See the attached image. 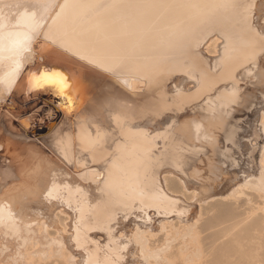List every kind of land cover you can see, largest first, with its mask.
<instances>
[{
  "label": "rangeland",
  "instance_id": "1",
  "mask_svg": "<svg viewBox=\"0 0 264 264\" xmlns=\"http://www.w3.org/2000/svg\"><path fill=\"white\" fill-rule=\"evenodd\" d=\"M9 1L12 3H30L34 6L37 5V7H40L42 11H46L47 7L49 8L50 5L59 7L65 0H43L39 3H35V0H8L7 2ZM81 1L82 3L88 2L92 5L90 9L87 8L89 10L83 11L84 20L89 22L98 17L104 8H102L103 4L107 2V0ZM130 1L131 0L128 1V7H130ZM134 1H140L134 3L141 7L145 6L146 8L144 10L151 12V18L147 22L143 24L141 23L135 28L133 22H131L133 24L132 26L130 23L122 20V18L128 19L129 8L125 12L121 10L118 12H123L119 19L123 22V25L128 26L129 30L127 32L132 35V39L134 40L133 43L135 46H138V49H143L144 46L148 44L157 43L160 36L163 35L164 32H167V26H169L168 28L172 27L174 21L175 26L188 25L191 27V29L188 27L187 31L183 32L185 34L187 33L188 36L190 35L184 42L190 47L188 63L186 62L184 65L185 70H188V73H186L188 75L185 76L184 74L179 73L177 74L179 77L176 78L173 72H170L169 75L171 77H164L163 88L165 91V100L167 105H178V101L181 98L182 93L176 92V88L178 87L183 89L182 86H178L182 82L183 78L185 79L183 85L191 83L195 86L199 79L197 75H194L196 73L203 71L207 74V78L210 79L208 82L219 86L209 97L203 99L201 102L192 107L190 106L187 109L168 108L156 120L157 123H154L152 126L148 125L149 123L147 122L144 123L146 138L148 139V149L144 151V153L153 146L155 147L152 149V152H147L148 154L145 153L144 157L146 158H144L143 162H141L142 164H146L149 162H146L147 157L150 160L152 158V161L146 165L149 169L146 168V171L148 169V172L145 173L144 177L146 178L143 181L146 185H149L151 180L154 181H151L150 183L152 186H146L145 191L143 190L144 187H140L142 190L140 189L138 192L142 194L140 195L141 199L137 198L139 196L138 194V196L132 195L136 192L135 191L133 193L130 192V196L127 198V201L133 204L132 207H136L139 205L138 203L141 204L144 202V205H141L144 206H142L144 209H147L146 206L148 205L149 208L147 210V218L142 215V210H136L135 208L134 210L127 212L129 214L126 215L127 217L125 216L126 222L120 221V215L118 214L120 213L119 210H111L113 213H117H115V218L109 219L108 215L110 214L108 213H110V211L108 207L110 201L114 199L115 193L107 194L103 191H95L96 194H92L95 192L90 191V193H88L89 195L85 193L88 196L86 199L87 201L85 200L88 205L82 202L83 208L78 205V202L73 200L76 202V209L73 212L74 215L80 214V216H83L81 217V225H79L77 231L84 235L88 234V237L93 241L88 244L85 242L86 244L80 248L76 247L71 241L73 233L72 222L70 223L69 220H64L67 215L73 218V214L70 213L71 211L65 210L67 212L66 213L61 205H49L44 198L49 187L51 174L53 172L51 164L54 165V163L56 164L60 162L59 164L61 166L63 164L64 166L62 167H65V164L61 163L62 159L58 157V153H56L55 150H62L63 146L66 144V138L63 137H66L67 135H70L72 140H77L75 111H68L65 108H61V106L53 101H46V105L42 107V102H33L31 99L26 98L24 95L17 92L16 89H13L12 94L8 96V100L11 101L13 105H10L11 102L7 101L3 104L5 106H0V171H6L9 173L14 172L13 176H8L6 174V181L4 182H2L0 178V182H2L0 190V257L3 258L8 256L15 259V264H24V262H26L24 253L25 250H28L31 246L30 244H27L26 246L20 245L22 242H19L20 239L15 237V235L19 233V229H15L14 226L9 227L10 225H13V222L17 218V220L26 223V228H28L31 223H45V229L48 232V236L42 235V239L39 241L41 231L35 227L36 230L34 235L38 236V239H36L38 240V244L34 247V249L39 250L40 246L44 250H47V242L52 240H57V242L61 241L74 264H113L112 262H107L109 260L107 259L106 261L103 257L107 249L109 250V248H107L108 245L113 242H117L115 235H117L120 241L126 246V249L123 251L126 255L124 256L125 259H119L114 264H154L153 262L143 261L144 257L141 256V248L132 239L136 227L142 229L143 231H148V237H154L150 240L148 245L151 251H156L157 248L159 249L163 247L166 243L165 238H174L175 241L172 243L173 250L171 249V251L166 253V255H170V259L173 264H264V200L262 201L259 197H257V192H254L249 187H243V185L247 183V180L250 181L251 179L258 177L260 172L259 159L264 147V133L262 127L259 126L261 125L260 114H264V47L261 48L262 43H264V0ZM163 13H166V15L169 14L165 21L163 20ZM201 20L204 25L202 28H197L196 26ZM215 36H218L220 39L218 48L219 53L216 57H210L207 54V59L199 60L197 52L201 51L205 54L206 40ZM33 38L35 40L32 39L29 47L27 48L28 54H31L32 56L30 55L31 59L27 63L25 70H36L40 68L38 67L41 63L40 51L47 42L42 35H35ZM244 50L246 53H249L246 54V57H244L247 58L246 60L248 63L244 64V67H241L238 70L237 77H240L242 73L247 74L249 77H246L247 79L237 78L239 80L238 98L239 101L241 100L246 102V104L249 100V103L246 106L247 108H229L232 117L231 119L227 118L230 119L228 120L230 122V126L227 133L232 131L235 136H233V141H230L228 140L227 134L224 132V124L228 122L226 120L223 124L222 120L224 121V117H218V119H216V117H213V119L209 118L207 119L209 122L205 121V118L203 119V117H205L208 113H211V115L214 116L213 107L215 103L207 107L205 111H202V109L206 103L205 101L208 99L209 101H213L214 99L218 100V97H221L222 95H225L226 98H229L227 96L232 97L231 94L228 95L226 92L229 91V88L233 86V84L230 82L224 84L219 83L224 77H231L229 70L230 67L227 62L228 56L230 55L233 59L238 60L240 57H237L238 52ZM212 58H215V60ZM196 67L198 69H196ZM191 73L194 74L189 75ZM173 83H176L177 86L175 87ZM191 84L187 87H193ZM225 89H227V91ZM42 96L51 100L53 95L50 93H44ZM243 98L244 100H242ZM75 99L78 101L79 97L75 96ZM60 103L62 104L61 101ZM230 104L235 106L232 102ZM4 111H9L10 113L16 115L20 123L23 119H27L28 126L25 127L26 129H23L17 121ZM199 116L202 120L199 119ZM218 120H221V122ZM46 122L48 123L47 127L45 126ZM195 122L200 124L202 128H199V125ZM212 123H217L216 125H213V128L216 130L215 132L213 131L211 125ZM192 124H194V127ZM204 125L205 128L203 127ZM218 125L223 128L220 129ZM103 126L106 130H110L111 128L109 121L105 122ZM196 126L198 127L197 129H195ZM188 128L190 129L188 130ZM192 128L195 130L202 129V131L204 128L203 132L199 131L203 134V136H201L202 134L200 133L195 134V132H193V134ZM135 129L136 128H134V130ZM182 129H186V132ZM207 130L210 131L207 132ZM255 130L257 131L259 137L258 142H255L256 145H254L255 143L252 138V134ZM205 132L208 134L211 133V137ZM102 133L108 132L106 131ZM204 134L206 137H204ZM187 135L190 136V140H192L195 135L197 137H194L193 140L190 141ZM58 136L59 138L61 137L60 140H56ZM182 136L183 138H186L184 140V143L186 142V145L184 144L186 147H184L187 148L189 146L190 150L193 148V152L187 148L190 151L189 152L183 147V140H181ZM199 136L203 139H201L202 141H200ZM105 137L106 136H102L101 139L104 141ZM170 137L173 138V140L170 139ZM207 137L212 139L207 141ZM174 138H176L175 142ZM187 139L193 146L191 144H187L189 143ZM194 140H198V143L195 142L196 144H194L198 145L199 148L196 146L194 147ZM203 141L204 143H201ZM96 142L99 143L98 141ZM174 144L177 146L176 150L179 152L178 154L174 151L178 157L176 158V162L174 164H166L165 159L172 153ZM200 147L205 149L201 151L202 149H200ZM217 148L220 149L223 154L217 153ZM252 148L256 149L253 156L251 155ZM185 151H188V153L193 155V158ZM197 152L203 154H200V156L198 154V156L195 157ZM89 153L92 158V153L90 151ZM209 153L212 154L210 155ZM185 155L186 158H184ZM181 156H183V158ZM91 158L86 160V156H82L78 166L83 163L84 167L81 166L83 168L80 167L81 169L79 168L73 172L71 171V174L74 175L75 173V176H77L81 174V172L78 171H82V173H84V170H89L94 167L101 169V171L105 172V174L109 169H115L114 165L111 163L102 165L97 163L95 165V163L93 164L91 162ZM194 158L198 159L195 160ZM178 162L181 164L183 163L184 166L182 164V167ZM158 164H161V166L157 167ZM175 164L178 166L176 167ZM178 167L182 168V170L180 168L178 170ZM151 169L153 170L150 174ZM182 171L184 173L186 172L185 175L187 177ZM111 172L109 171L108 174ZM108 174H106V176H108ZM149 174L151 175L150 177ZM151 177L153 178L151 179ZM164 177L167 179L169 178V180L174 184L176 191H178L175 195L179 198V204L177 206L180 210V216H178V212L175 213V215L172 213L173 215L171 214L172 216L170 215V217H168V215L165 217L163 215H156L154 214V211H156L155 208H153L154 205H149V203H154L155 206L158 207L157 205L162 204V201L160 204H157L158 202L155 203L158 199H168L169 195L167 193L169 191L165 190L163 182ZM122 181L123 180L118 181L120 184L117 186V189L119 188L118 193H122L120 195L124 196L128 194L127 187H130L128 184L132 185L131 181H133V179H128V183L126 182V179L123 184L121 183ZM247 184L252 185L251 183ZM120 186H122V188ZM133 186H131V188L134 189L135 186ZM254 186L255 185L253 184L252 187ZM240 190H243L244 193L247 192L246 194L252 197V203H248L249 201L246 196L239 194ZM143 194L144 196L146 195L144 198ZM156 194H158L160 198L157 199L155 197L157 196ZM109 195L111 196L108 197ZM112 195L114 196L112 197ZM233 196L236 198V201L234 198H231ZM105 198L107 200H105ZM84 199L85 197L83 200ZM122 199L126 200L124 197H122ZM148 200H150V202ZM114 201H116V199ZM137 201L140 202L137 203ZM100 204H106L102 207L104 209L98 207ZM124 204L126 203H121L122 206H125ZM81 209L83 213L80 212ZM93 210L98 212H94ZM134 211L137 212L134 213ZM199 213L203 214L202 219L199 221V226L196 229L199 234V240L196 241L193 237L190 238L187 236L185 238L187 240H184V243L182 237L180 235H176L175 231L169 228L168 224H175L179 230L183 232V227L192 225L196 221L198 222V216H200ZM90 217L92 219H90ZM165 223L168 226L165 231H161V227ZM89 224L91 227H89ZM87 226L89 228H87ZM107 227L109 228L107 229ZM110 228L111 231L109 230ZM87 229H89V231H87ZM90 229L95 231L93 232ZM64 230H66V233H64ZM42 232H44L42 234H45V230H42ZM113 238H115V241H113ZM22 241L24 243L26 242L25 239ZM109 241L112 242L108 244ZM93 244H97V251L95 250L96 247H94ZM183 245L184 247L182 248ZM102 246L106 247L103 248ZM58 247V244H52L50 246V248L54 251H56ZM7 248L8 253H6ZM181 248L184 253L181 252ZM98 249H100V251H98ZM94 251L99 254L98 255L96 253L98 255V261L96 260L95 262H90L87 255L89 252L92 253ZM141 257H143V259ZM49 264H63V260L56 256L54 259L49 261ZM158 264H161V262Z\"/></svg>",
  "mask_w": 264,
  "mask_h": 264
},
{
  "label": "bare ground",
  "instance_id": "2",
  "mask_svg": "<svg viewBox=\"0 0 264 264\" xmlns=\"http://www.w3.org/2000/svg\"><path fill=\"white\" fill-rule=\"evenodd\" d=\"M7 1L8 0H0V106L2 107L5 106L3 104L7 101L11 102L8 100V96L12 94L13 89H16L17 92L21 93V95H24V97L31 99L33 102H36V101L42 102L41 103L42 107L46 105V101H53V102H56L59 106H61V108H64L62 104L60 103L59 98L54 95L52 96L51 100H49L46 97L42 96L44 93H32L31 95H29L27 94L25 90V71H26L25 69H26L27 63L31 59L30 58L31 54L30 55L28 54L27 48L29 47L31 40L34 39L33 37L35 35L37 36L42 35V37L47 41L46 43L44 42L45 43L44 47L40 51V55H41L40 62L41 63L39 64L38 67L40 68L43 67L47 69H52V68H57L60 70L62 69V71H65L66 73H68L69 76L73 78V83H74V93L73 94L74 96L79 97V100L76 101V106L74 109L75 115H76L75 126L77 128V135H76L77 140L75 139L74 141L72 140L70 135H67L66 137H63V138H66V142H65L66 144L65 146H63L62 150L60 149L55 150L56 153H58L57 154L58 157H60L63 161V162L61 161V163L65 164V167H62L64 165L62 164L61 166L59 164L60 162L56 164L54 163V165L51 164L53 168V172L51 174L49 187L44 197L49 205H53V206L61 205L64 211L70 210L71 212L70 211L69 212L73 214V218L67 215V217H65L64 219L65 221L69 220L70 223L72 222V232L73 233H72L71 241L78 248L83 247L86 243L88 244V243L93 242L88 237V234L84 235L81 232L77 231L79 225H81L80 224L82 221L81 217L83 216H80V214L74 215L73 213L74 210L76 209V202H78V205L81 208H83V203H86L87 201L86 199L88 197L85 193L88 194L90 193V191L92 192L103 191L107 194L115 193L114 199L110 201V204L107 203L109 204L108 209L110 211V213L108 214L112 215L110 216L107 214L109 219L115 218L116 217L115 213H117V212L113 213L111 210H114V211L119 210L120 213L118 214L120 215L119 216L120 221L126 222V217H127L126 215L129 214L127 212L134 210L135 208L136 210L138 209L142 210L143 212L142 215L145 218H147L148 217L147 210L149 207L148 205L146 206V202L148 201L150 202V200L145 202V206L147 207V209L143 208L144 202L141 203L143 204L141 205L140 203H138L140 201H137L139 205L135 204L137 206L132 207L133 204L127 201V198L130 196V192L133 193L135 191L137 192V193L135 192L136 194L135 193L134 194L131 193V194L136 195V196L139 195L137 198L141 199L140 195L142 194H140L138 190L141 189L140 187L142 188L144 187L143 190L145 191L146 186L148 187L152 181V180L150 181L149 185L144 184V181H143L146 178L144 177L145 173L148 172V169H149V167H146V165L150 161H152V158L150 160L147 157L146 162L148 161L149 162L146 164H142L141 162H143V159L146 158L144 157L145 153L148 154L149 152H152V149L155 147L153 146L152 148H150L147 151L148 153L147 152L144 153V151L148 149L147 147L148 139L146 138V131H145L144 123L147 122L149 123L148 125H151V126L154 123H157L156 120L168 108L187 109L190 106L192 107L195 104H198L199 102H201L203 99L209 97L212 94V92L219 86V85H214L211 82H208L210 81V79L207 78V74L204 73L203 71L200 73H196V74L191 73L189 75L194 74L195 76L197 75L199 77L198 82H196V85L194 86L191 83L190 84L193 85V87H187L190 84L183 85L184 84L183 82L185 80L183 78L182 82L178 86H182V88L185 91L178 87L175 90L176 92L182 93L181 98L178 101V105H174V104L167 105L166 100H165L166 99L165 91L163 88L164 77L165 76L171 77L169 75L170 72H173L176 78L179 77L177 76V74L179 73H182L185 76L188 75L186 74L188 73V70L187 71L185 70L184 65L186 64V62L188 63V58H189L188 54L190 52L189 50L190 47L187 43H184V42L190 35L188 36L187 33L185 34L183 32L187 31V28L189 26L188 25H180V26L176 25L175 26V21H174L173 22L174 24H172V27L168 28L169 26H167V29H166L167 32H164L163 35L160 36L157 43L148 44V45H145L143 49L142 48L138 49V46H135L133 43L134 40L132 39V35L127 32L129 30L128 26L123 25V22L119 18H120V15L123 12L127 11L129 8L128 19L122 18L124 22L130 23L132 26L133 24L131 22H133L135 25V28L137 27V25L147 22L151 18V12L145 11L144 10L146 8L145 6L141 7L137 5L136 3H134V2H140V1L131 0L129 3L130 7H128L129 0H121V1L107 0V2L104 3L102 6V8L104 7L102 9V12L98 15L96 19H93L90 22L87 20H84L85 18L83 17V11L89 10L92 5H90L88 2L82 3L81 0H65L63 3H61L59 7L50 5L49 8L47 7L46 11H42L40 7H37V5L34 6L33 4H30V3H26V2L25 3H17V2L12 3L11 1L9 2ZM41 1L43 0H35V3H39ZM153 1H156V0H153ZM119 10L123 12H118ZM168 16L169 14L166 15V13H163V20L165 21ZM203 25L204 23L201 20L199 21L196 27L202 28ZM189 29H191V27H189ZM26 37H30V40H26ZM219 41L220 39L218 36L211 37L208 40H206L205 54L201 51H198L197 52L198 59L199 60L207 59L206 56L208 55L210 57H216L217 54L219 53L218 51ZM262 47H264V43H262L261 48ZM246 54H249V53H246L245 50L239 51L237 57L239 56L240 57L238 60L233 59L230 55L228 56L227 62H228V66L230 67L229 70H230V75L232 78L224 77L219 84H224L228 82L232 83L233 86H231L229 88V91L226 92L228 95L231 94L232 97L227 96L229 98H226L225 95H222L221 97H218L219 98L218 100L217 99H214L213 101L212 100L209 101V99L206 100L205 101L206 103L204 104L202 111H205L207 107L213 105L214 103L215 104L213 107L214 116H212L211 113H208L209 115L207 114L205 115V117H203V119L205 118L204 119L205 121H207V119L209 118L213 119V117H216V119H218V117L219 118L224 117V121L222 120L224 124L226 120L228 121L232 117V114L230 113L231 111L229 110V108L230 109H235L236 107L247 108L246 106L249 103V100L247 104L246 102H243L241 100L239 101V98H238L239 80L237 79V78L245 79L246 77H249L247 74H243V73L241 74L240 77H237L238 70L241 67H244L243 66L244 64L248 63V61L246 60L247 58H244L246 57ZM212 59L215 60V58H212ZM196 69L198 68L196 67ZM124 81H126L127 84L122 83ZM173 85H175V87L177 86L176 83L175 84L173 83ZM225 90L227 91V89ZM245 97L247 98L246 95ZM242 100H244V98ZM231 102L235 104V106L230 104ZM11 104L13 105L12 102L10 103V105ZM4 112L10 115V117H12L15 121H17L19 125L23 127V129H26L25 127L28 126L27 119L24 120L22 117L23 121L20 123L16 115H14L13 113H10L9 111H4ZM260 115H261V120H260L261 125L259 126L262 127V130L264 133V114H260ZM227 118H230V119H227ZM199 119L202 120L200 116H199ZM108 121L110 122V125H111L110 130H106V128H104L103 126L105 122H108ZM218 121L221 122V120H218ZM47 122L45 123L46 127L48 126ZM229 123L230 122L228 121L224 124V132L227 134L228 140L233 141L234 134L232 133V131L227 133L228 128L230 126ZM216 124L212 123L211 124L212 128H213V125H216ZM198 125L197 126L199 128H202L200 124ZM192 126L194 127V124H192ZM197 126L195 127V129L198 128ZM203 127L205 128V125ZM214 127H217V126H214ZM134 128L136 129L134 130ZM204 128H203V131H204ZM221 128L223 127H220V129ZM189 129L190 128H188V130ZM192 129H193L192 133L195 132V134L203 132L202 129L200 130H195L194 128ZM106 131L108 133H102ZM209 131L207 130V132ZM213 131L215 132L216 130L213 128ZM208 135L210 136L211 133H209ZM102 136H106L104 141L101 139ZM201 136H203V134ZM188 137H189L188 139L190 140V136ZM194 137H197V136L195 135L193 136V138ZM204 137H206L205 134H204ZM60 138L58 136L56 140H60ZM182 138L181 140H183L182 144L184 147L186 145L185 144L186 142L184 143V140L186 138L185 137L183 139ZM199 138H200V141L203 140L200 136ZM252 138H253L254 143L258 142L259 137H258L256 130L253 132ZM170 139L173 140V138L171 137ZM188 139L187 141L189 142ZM211 139L212 138L209 139L207 137V141ZM96 141H98L99 143H97ZM175 141H176V138H174V142ZM197 141L198 140L196 141L194 140L193 144ZM204 141L201 143H204ZM256 143L254 145H256ZM187 144L192 145L191 142ZM195 144H194V147L195 146L198 147V145H195ZM173 146L174 148H173L172 153L170 154L168 158L165 159L166 164H171V165L174 164L176 162V158L178 157L176 153L174 152L176 151L179 154L178 150H176L177 146H175V144ZM187 148L189 149V146ZM200 149L202 148L200 147ZM203 149L201 151H203ZM191 150L193 152V148ZM89 151L92 153V158H91ZM188 151H185V152L188 153ZM255 151L256 149L252 148V151H251L252 156ZM217 153L223 154V152L220 149H218ZM196 154L197 155H195V157L198 156V154L200 156V154H203V153L197 152ZM84 155L86 156V160H89L91 158V162L93 164L95 163V165L97 163L101 165L111 163L112 165H114L115 169H112V170L109 169L106 174H108L109 171L110 172L112 171V172L108 174V176H106L105 172L101 171V169H98L97 167H94L89 170H84L85 171V172L83 171L84 173H82V171H78V172H81V174L77 176H75V173L74 175H72L71 171L73 172L79 169L81 166H83V163H81L79 166L78 164L82 156ZM186 155L184 156V158H186ZM188 155H191V154L188 153ZM260 155H261L259 159L260 160L259 161L260 172L258 174V177L251 179L250 181L248 180L246 181L247 183H251L252 185L254 184L255 186L252 187V185H249L246 183L245 185H243V187L244 186L249 187L254 192H257L258 194L257 197H259L263 201L264 200V147ZM192 156L193 155H191V157ZM181 157L183 158V156ZM180 162L178 163L181 164ZM161 164H158L157 167L161 166ZM177 166L178 165H176V167ZM110 167H113V166H110ZM146 168H148L147 171H146ZM179 168L180 167H178V170ZM180 169L182 170V168ZM152 170L153 169L150 170V174L152 173ZM185 173L183 172L184 175ZM6 174L8 176H11V175L13 176L14 172L9 173L6 171L5 172L0 171V178L2 182L6 181L5 179ZM150 174H149V177L151 176ZM152 178L153 177H151V179ZM126 179H127L126 181L127 183L129 182L128 179H133V181H131L132 185L128 184V186L130 185V187H127L128 194L123 196V195H120L122 193L120 194L118 193L119 188L117 189V186H119L120 184L118 181L123 180L121 182L123 184V182H125L124 180ZM2 182H0V190H1ZM163 182H164L165 190L170 192V193L169 192L167 193L169 195L168 199L167 198L162 199L159 197L158 194H156L157 196L155 197L157 199L158 198L160 199H158V201L154 199L156 201L155 203L158 202L157 204H160V202L162 201V204L161 205L156 204L158 206L156 207L154 203L153 204H150L149 202L148 203L149 205H154L153 208H155L156 211H154V209L153 211H154V214L156 215H159V216L163 215L164 217L168 215V217H170L172 213H174L175 215V213L178 212L177 214H179L180 210H179V207L177 206L179 204L178 202L179 198L177 197V195H175L177 194L178 191H176L174 184L169 180V178L167 179L166 177H164ZM131 186H133L134 189L131 188ZM120 187L122 188V186ZM249 188H246V189H249ZM246 193H244L243 190L239 191L240 195L247 197L249 201L248 203H252V200H251L252 197L250 195H247ZM92 194H96V192ZM114 195H112V197ZM110 196L111 195H109L108 197ZM121 196L124 197L126 200L122 199ZM145 196L143 194V198ZM77 197H78V200H77ZM84 197L85 199L83 200ZM106 198L105 200H107ZM231 198H234V200L236 199L234 196ZM115 199L116 201H114ZM73 200L76 202H74ZM122 202L126 203L124 204L125 206L121 205ZM105 205L100 204L98 207L102 208ZM105 211H106V208H105ZM80 212H82V209ZM94 212H98V211H94ZM136 212L134 211V213ZM199 215L200 216H198L199 217L198 222L195 220L196 222L194 224L183 227V232L180 231L179 228L175 224L174 225L168 224L169 228L174 230L176 235H180L183 241L187 240L185 239L187 236H189L190 238L193 237V239L198 241L199 234L196 231V229L199 226L198 224H199V221L202 219L203 214L199 213ZM178 216H180V214ZM90 219L92 218L90 217ZM88 221H91V220H88ZM25 224L26 223H23L17 220L16 218L15 221L13 222V225L9 226V227L14 226L15 229L16 228L19 229V233L15 235V237L17 239H20L19 242L20 241L22 242V244L20 245L26 246L27 244H30L31 246L28 250L27 249L25 250L24 258L26 262H24V264H49V261H51V259H54L56 256L60 257V259L63 260V264H74L71 257L68 255V252H66V248L64 244L61 241L57 242V240H52V241L47 242V246H48L47 250H44L40 246H39V250L34 249V247L37 246L38 244V240H36L38 239V236L34 235L35 230L37 228L39 229V231H41V236H39V241H40V239H42L41 238L42 235L48 236V232L45 229L46 225L43 222L31 223L32 225L30 224V226L26 228ZM168 225L165 223L161 227V231H165ZM89 227H91V225ZM89 227L87 226V228ZM108 228L109 227H107V229ZM42 230H45V234H42L44 233L42 232ZM109 230L111 231V228ZM87 231H89V229H87ZM91 231L94 232L95 230L92 229ZM98 232H101V231H98ZM147 232L136 227L135 233L132 236L133 241L136 242L138 246H140L141 248L140 250L142 253L141 256H143L145 259L144 260L143 257H141L143 261L153 262L154 264H158L159 262H161V264H173L172 260L170 259V255H166V253L171 251L172 243H174L175 241L174 238L173 239H171V237L165 238L166 243L164 242L165 245H163V247L159 249L157 248L156 251H151L148 245H149L150 240L154 237L153 236L148 237ZM64 233H66V230H64ZM115 237H116L117 242L116 243L113 242L114 244L113 243L110 244L112 241L111 242L109 241L108 244L110 245L107 244L108 245L107 248H109V250L107 249L103 257L106 261L107 259L109 260L107 262H112L113 264L116 263L117 260L119 259L122 260L124 256L126 255V253L125 254L123 253L124 249H126V246L120 241L117 235H115ZM23 239L26 240L25 243L22 241ZM114 239L115 238H113V241H115ZM52 244H58L59 247L57 248L56 251L50 248ZM93 246L96 247L95 250L97 251V244L95 245L93 244ZM102 247L104 248L106 246H102ZM183 247L184 245L182 246V248ZM182 248H181V252L184 253L182 251ZM98 251H100V249H98ZM6 253H8V248H7ZM96 253L98 254V252H95V251L92 253L91 252L88 253L87 257L89 258L90 262H95L98 259L97 257L99 254L97 255ZM15 263H16L15 259H12L8 256H5L3 258L0 257V264H15Z\"/></svg>",
  "mask_w": 264,
  "mask_h": 264
},
{
  "label": "snow or ice",
  "instance_id": "3",
  "mask_svg": "<svg viewBox=\"0 0 264 264\" xmlns=\"http://www.w3.org/2000/svg\"><path fill=\"white\" fill-rule=\"evenodd\" d=\"M26 40H30V37H26ZM122 83L127 84L126 81ZM25 90L29 95L32 93H50L59 98L66 110L73 111L75 109L73 78L60 69L41 67L36 70H26Z\"/></svg>",
  "mask_w": 264,
  "mask_h": 264
}]
</instances>
